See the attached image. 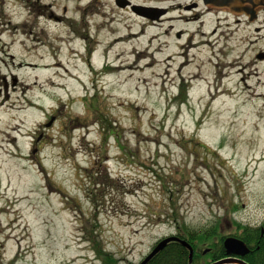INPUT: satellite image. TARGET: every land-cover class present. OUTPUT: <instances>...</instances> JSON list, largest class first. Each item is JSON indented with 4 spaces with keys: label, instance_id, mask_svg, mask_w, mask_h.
I'll return each mask as SVG.
<instances>
[{
    "label": "rangeland",
    "instance_id": "rangeland-1",
    "mask_svg": "<svg viewBox=\"0 0 264 264\" xmlns=\"http://www.w3.org/2000/svg\"><path fill=\"white\" fill-rule=\"evenodd\" d=\"M131 1L168 13L2 0L0 264H104L95 240L140 264L183 223L264 220V14Z\"/></svg>",
    "mask_w": 264,
    "mask_h": 264
},
{
    "label": "trees",
    "instance_id": "trees-1",
    "mask_svg": "<svg viewBox=\"0 0 264 264\" xmlns=\"http://www.w3.org/2000/svg\"><path fill=\"white\" fill-rule=\"evenodd\" d=\"M88 107L94 111V106L90 103ZM237 209L238 206H235L233 210ZM178 227L175 235L192 245L193 260L190 261V251L187 247L172 241L154 255L148 264H211L227 257L224 239L228 236L240 238L250 248V252L244 257L248 264H264V220L260 225L244 224L237 220H219L218 223H212L202 229L189 228L185 223ZM91 234L94 241L96 235L93 232ZM94 245L104 264H112L115 261L112 254L99 247L98 241L95 240ZM0 260L2 261L1 257Z\"/></svg>",
    "mask_w": 264,
    "mask_h": 264
},
{
    "label": "water",
    "instance_id": "water-1",
    "mask_svg": "<svg viewBox=\"0 0 264 264\" xmlns=\"http://www.w3.org/2000/svg\"><path fill=\"white\" fill-rule=\"evenodd\" d=\"M251 1L256 2L260 0H204L207 6L228 10L233 13H236V11H245L244 9L246 5H249L250 3L248 2ZM115 2L116 5L120 8L130 7L134 13L140 16L148 17L150 19L158 18L159 16L167 12V9L165 8H156L134 4L131 0H115ZM53 119L54 118H52V120ZM172 241L180 242L185 247H187L190 250V261L193 260L194 249L192 245L187 241L180 239L176 235H172L158 242L154 249L150 252V254L147 255L140 264H148V262L154 255L163 250L167 246V244ZM224 247L226 249L227 257L215 261L211 264H248L244 260V257L250 252V248L243 240L235 236H228L224 239Z\"/></svg>",
    "mask_w": 264,
    "mask_h": 264
},
{
    "label": "flooded vegetation",
    "instance_id": "flooded-vegetation-1",
    "mask_svg": "<svg viewBox=\"0 0 264 264\" xmlns=\"http://www.w3.org/2000/svg\"><path fill=\"white\" fill-rule=\"evenodd\" d=\"M203 1V4L204 6L206 7V10H209L210 9H217L219 10V13L220 12H223V13H226V14H229L231 16H235L237 17V22H240L242 20H249L250 22H255L256 20L259 19V17L261 15L264 14V0H260V1H256V2H248L250 3L249 5H246L245 7V11H236V13H233V12H230L228 10H223V9H219V8H216V7H210V6H207ZM2 4V0H0V5ZM39 4V3H38ZM197 5L198 3H195L194 6L191 5V4H186L185 6H183L187 11H190V13H192L191 11H196L198 12V8H197ZM131 10V8H126V10ZM168 11L165 13L167 14ZM164 14V15H165ZM162 16V15H161ZM164 16H162L161 18H159L158 20H151L152 22H156V21H161L163 19ZM195 17H198V15H195L194 17H191V19L195 18ZM190 19V18H189ZM220 27V24L218 26L217 29H214L213 30V34H216L218 32V29ZM257 29H260V27H258ZM257 58L258 59H264V50L260 51L258 54H257Z\"/></svg>",
    "mask_w": 264,
    "mask_h": 264
},
{
    "label": "bare ground",
    "instance_id": "bare-ground-1",
    "mask_svg": "<svg viewBox=\"0 0 264 264\" xmlns=\"http://www.w3.org/2000/svg\"><path fill=\"white\" fill-rule=\"evenodd\" d=\"M36 45H34L33 47H35ZM121 68H130L129 66L128 67H125V65L121 64L120 65ZM30 68V67H29ZM19 85V84H18ZM28 88V87H27Z\"/></svg>",
    "mask_w": 264,
    "mask_h": 264
}]
</instances>
